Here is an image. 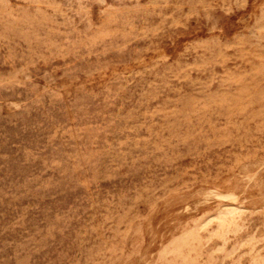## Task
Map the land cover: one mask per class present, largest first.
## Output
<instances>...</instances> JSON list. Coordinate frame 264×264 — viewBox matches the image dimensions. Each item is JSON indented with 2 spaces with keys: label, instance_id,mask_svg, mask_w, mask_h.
Masks as SVG:
<instances>
[{
  "label": "rangeland",
  "instance_id": "rangeland-1",
  "mask_svg": "<svg viewBox=\"0 0 264 264\" xmlns=\"http://www.w3.org/2000/svg\"><path fill=\"white\" fill-rule=\"evenodd\" d=\"M0 264H264V0H0Z\"/></svg>",
  "mask_w": 264,
  "mask_h": 264
}]
</instances>
